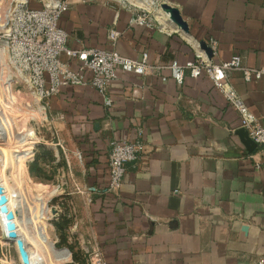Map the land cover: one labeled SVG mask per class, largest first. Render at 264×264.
Wrapping results in <instances>:
<instances>
[{"label":"crops","instance_id":"crops-1","mask_svg":"<svg viewBox=\"0 0 264 264\" xmlns=\"http://www.w3.org/2000/svg\"><path fill=\"white\" fill-rule=\"evenodd\" d=\"M69 1L58 23L73 47L109 46L106 31L115 26L114 47L133 57L147 51L152 63L191 58L190 39L214 36L215 59L238 52L245 63L264 65V0H165L179 8L188 31L163 0H140L151 24L130 21L131 0ZM62 57L78 66L76 56ZM230 79L264 122V74L245 80L233 69ZM108 93L106 104L93 85L77 84L49 97V109L64 114L55 123L66 139L53 141V155L59 160L61 149L86 186L70 201L108 264H250L264 251V161L256 165L249 155L256 146L240 139L236 108L205 74L186 73L178 83L151 71H119ZM138 125L141 153L127 162L118 192L106 191L108 140L133 137Z\"/></svg>","mask_w":264,"mask_h":264},{"label":"built area","instance_id":"built-area-1","mask_svg":"<svg viewBox=\"0 0 264 264\" xmlns=\"http://www.w3.org/2000/svg\"><path fill=\"white\" fill-rule=\"evenodd\" d=\"M69 2L46 0L34 6L28 0H0V172L9 191L6 192L0 184L6 195L7 208L13 212L16 231L15 236L9 235L5 211L0 210L3 213V217L0 215V264H53L46 259L49 248L42 239L44 232L39 228L43 221L51 224L53 229L47 238L49 247L59 253L55 264H108L100 242L92 233L84 235L79 232L74 247L60 243L51 222L57 217L59 208L49 204V200L64 191L62 177L48 182L41 191L29 190L32 177L28 165L35 157L41 130L47 127L55 133V121L64 116L61 111L49 109V97L63 85L91 84L109 104L108 84L118 77L119 71L137 74L151 71L162 79L170 77L178 83L186 73L191 76L205 74L236 108L240 126L245 127L256 141V150L249 154L254 163L259 165L264 161V122L249 108L230 79L233 69H239L245 80L259 78L264 74V65L247 64L238 52L215 59L218 40L214 36L204 39L211 54L201 46L199 39H190L193 57L152 63L147 51H143L140 57L119 52L114 43L120 30L115 26H109L106 31L109 46L73 47L68 44V31L58 23ZM153 19L143 5L135 7L130 17V21L146 24L153 23ZM62 54L68 58L76 56L78 66H71L69 59L63 58ZM163 69L167 71L163 72ZM85 70L89 75L84 73ZM108 144V175L104 189L118 192L127 162L134 161L141 153L143 126H136L133 137H111ZM75 153L81 159L80 150ZM70 208L75 211L74 204ZM77 223L78 219L74 217L72 227ZM18 230L25 232L26 238H22ZM17 238L22 241L27 260L22 257ZM250 264H264V251Z\"/></svg>","mask_w":264,"mask_h":264},{"label":"rangeland","instance_id":"rangeland-1","mask_svg":"<svg viewBox=\"0 0 264 264\" xmlns=\"http://www.w3.org/2000/svg\"><path fill=\"white\" fill-rule=\"evenodd\" d=\"M45 1L46 0H28V2L34 6H38L44 3ZM131 1H133L134 3H137V5L135 4L136 8H141L142 5L145 6L146 8L148 7L147 3H144V1L143 2L140 0H131ZM55 130L57 131L56 132L54 131L55 133H52L51 128L43 127L40 133L41 140L39 143L48 145V146L50 145L51 151L53 150V147H51V144L53 143V141L54 142L57 141L61 145L62 143L66 145V142H65L66 139L65 141H63V139L59 135L60 128L58 124L56 123H55ZM68 149L66 147V150L69 153L70 151ZM36 152L37 153L41 152V153L38 156V158L36 157L37 165L33 169L29 170L31 177H32V181L29 182V190L32 192H34L35 190L41 191L45 187L44 186L45 184H47L48 182H51L52 180H56L60 177H62L65 180L64 191H62L58 196H54L49 200V204H54L59 208V213L57 217H53L51 219V222L54 225V228H55L54 231H56V233L59 236L60 243H67L71 247H74L77 243V238L79 236L78 233L83 231L84 232L83 234L85 235L86 219L82 218V216L78 214L79 211L77 210L76 206H75L74 212L73 210H71L70 207H71V204H73V201H70V198L73 193H79V194L82 193L83 190L86 189V186L84 187V185L78 181L75 175L76 172L74 171V165L70 163L72 161H69L70 159L68 160L64 157V153L61 149L59 153L60 155L59 160H55L53 151H52V157H51V155L49 154V151H46V148L43 149L42 147L39 146ZM45 152H48V153L43 155V153ZM73 154L75 155L77 160H79L76 153L73 152ZM74 217L78 219V223L75 227H72ZM39 228L40 230L44 232V235H43L44 237L41 236V238L43 237L42 239H44L48 244H50V241L48 240L47 237L50 236V234H52L53 232L51 224H47L45 223V221H43L42 223H40ZM77 253H76V256L78 255ZM57 258L58 256L57 257L54 256L53 259L51 260L52 263L55 264V261ZM46 259L48 260L49 256L48 258L46 257Z\"/></svg>","mask_w":264,"mask_h":264},{"label":"water","instance_id":"water-1","mask_svg":"<svg viewBox=\"0 0 264 264\" xmlns=\"http://www.w3.org/2000/svg\"><path fill=\"white\" fill-rule=\"evenodd\" d=\"M160 5H161V7H163L164 9H166L168 11L169 17L173 21H175L180 28H182L184 31H188L187 23L183 19L182 15H181V13L179 11V8L177 6L167 2L165 0L161 1ZM199 41H200L201 46L205 47L207 52L209 54H211L212 53L211 48L205 44L204 39H200ZM237 132L239 134L240 139L242 140V142L245 144V146L248 149H252L253 147L256 146V141L252 137H250V135L248 134V132H247L245 127L240 126L237 129ZM5 200H6V195L3 193L2 185L0 184V210L1 211H5L6 225H7V228H8L9 235L10 236H15L16 235V231L14 229L15 223L12 220L13 212L10 209L7 208ZM243 228H246V226L244 225ZM17 242H18L19 249H20V252L22 254L23 259L27 260V254H26V252H25V250L23 248L21 239L17 238Z\"/></svg>","mask_w":264,"mask_h":264},{"label":"bare ground","instance_id":"bare-ground-1","mask_svg":"<svg viewBox=\"0 0 264 264\" xmlns=\"http://www.w3.org/2000/svg\"><path fill=\"white\" fill-rule=\"evenodd\" d=\"M145 7V6H144ZM148 9V8H147ZM164 9V8H163ZM166 10V9H165ZM167 11V10H166ZM168 12V11H167ZM0 182L3 184V186H4V189H5V191L6 192H8L9 190L7 189L8 188V185H7V183L5 182V180H4V177H3V174L0 172ZM52 188L54 187V186H51ZM0 215L3 217V213L2 212H0ZM24 229L25 230H28V227L26 228V227H24ZM44 229V228H43ZM18 233H19V235L20 236H22V238H26L25 237V232H23V231H21V230H18ZM22 233V234H21ZM42 236V235H41ZM45 241V240H44ZM45 243H46V245L48 246V248H49V252H48V256H49V259L48 260H52L53 259V257L55 256V257H57L58 255H59V253H56L53 249H51L50 247H49V244L45 241ZM52 250V251H51ZM52 252H53V254H52ZM48 256L46 255V257L48 258ZM60 257H62V256H60ZM51 258V259H50ZM47 260V261H48ZM54 261V260H53ZM52 262V261H51ZM54 264V263H53Z\"/></svg>","mask_w":264,"mask_h":264},{"label":"trees","instance_id":"trees-1","mask_svg":"<svg viewBox=\"0 0 264 264\" xmlns=\"http://www.w3.org/2000/svg\"><path fill=\"white\" fill-rule=\"evenodd\" d=\"M42 147L43 149H45L46 148V151H49V154L51 155V157H52V151H51V149H50V147H48L47 145H44V144H37V148L38 147ZM36 151H37V149H36ZM44 151V150H43ZM40 153L41 152H35V157H34V159L31 161V162H29V165H28V167H29V170L30 169H33L36 165H37V163H36V161H37V158H38V156L40 155ZM48 152H45V153H43V155H45V154H47ZM37 154V155H36ZM37 157V158H36Z\"/></svg>","mask_w":264,"mask_h":264}]
</instances>
